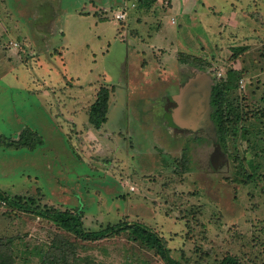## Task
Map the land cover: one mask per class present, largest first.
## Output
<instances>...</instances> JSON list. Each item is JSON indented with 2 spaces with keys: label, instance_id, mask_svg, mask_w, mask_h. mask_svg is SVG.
Segmentation results:
<instances>
[{
  "label": "rangeland",
  "instance_id": "374dc122",
  "mask_svg": "<svg viewBox=\"0 0 264 264\" xmlns=\"http://www.w3.org/2000/svg\"><path fill=\"white\" fill-rule=\"evenodd\" d=\"M145 5L0 0V136L28 128L43 140L33 148L0 140V188L82 208L89 229L143 223L190 264L202 251L208 264L228 252L241 264H264V0H196L186 14L168 10L169 0ZM121 8L125 19L116 17ZM158 20L165 48L198 54H181V68H150L134 53L160 34ZM196 68L205 71L182 80ZM221 78L240 117L226 147L212 118L211 89ZM102 84L111 89L110 109L98 130L88 111ZM55 257L167 264L130 231L84 239L0 199V260Z\"/></svg>",
  "mask_w": 264,
  "mask_h": 264
},
{
  "label": "trees",
  "instance_id": "16d2710c",
  "mask_svg": "<svg viewBox=\"0 0 264 264\" xmlns=\"http://www.w3.org/2000/svg\"><path fill=\"white\" fill-rule=\"evenodd\" d=\"M146 1L147 0H141V2ZM186 57L189 58L190 56ZM181 60L183 59L181 58ZM201 67L204 68V66ZM230 73L238 74L239 71L237 69H231ZM230 89V81L227 80V78H221L214 85L211 95V103L214 107L212 118L216 123L220 141L225 147L227 144L229 131L238 130L236 123L240 118L239 112L236 111V107H233V104L230 100ZM110 94L111 89L108 88L106 84H102L97 92L95 101L89 108V119L96 128L101 127L102 124L107 121V114L110 106ZM0 140L15 147L27 145L33 148L37 144L43 143V140L41 136L38 135V132L28 128L24 129L18 138L7 139L0 136ZM253 177H255V174L251 173L247 177H244L242 182L247 183ZM0 199L14 209H19L21 211H31L44 218H47L58 226L71 231L81 238L100 239L111 235L121 234L123 231H130L136 239L143 241L149 247L155 249L167 264L191 263V259L188 257L185 261L175 258L171 254V249L167 245L165 238L157 231L147 225H144L143 223L129 222V220H120L116 223H108L105 227L100 229H89L84 224V212L82 208L61 209L47 203L41 204L38 202V198L34 196H25L18 193L11 195L1 188ZM206 254L207 253L205 251H202L200 256L194 260V264H208ZM0 264H13V262L12 260L2 259L0 260ZM41 264H62V259L56 257L49 259L44 258ZM216 264H241V262L236 255L228 252L224 257L218 259Z\"/></svg>",
  "mask_w": 264,
  "mask_h": 264
},
{
  "label": "crops",
  "instance_id": "0c3cea01",
  "mask_svg": "<svg viewBox=\"0 0 264 264\" xmlns=\"http://www.w3.org/2000/svg\"><path fill=\"white\" fill-rule=\"evenodd\" d=\"M143 3L147 4L145 6L150 7V5L152 4V0H147L146 2H143ZM195 5H196V0H169L168 10L170 9V11L172 13H174V14H186L189 11H191L192 8H194ZM158 22H159V24H158V27H156L157 28L156 31L158 33H160V34H158L157 36L156 35L152 36V37H150V39L144 40L142 45L138 46L136 51H134L135 54H138V59H139L138 61L139 62L142 61V60H144V61L147 60L148 61L147 67H150V68L154 67L155 65L160 68V66H164V62L165 63L169 62L170 65H173L176 68H181V67H179V62H180V58H181L180 55L181 54H183L184 56H191V55L192 56H197L198 55L197 53L192 52L191 50L182 47V46H184L182 44L176 45V47H174V48H168V49L165 48L164 44L162 43L161 30L159 31L161 23H160L159 20H158ZM173 22H175V19H173ZM156 31L154 32L155 34H157ZM134 35L136 36V35H139V34L137 33V34H134ZM45 39H46V36H45ZM149 55H151L150 58H149ZM156 55H159V56L157 57ZM182 63H184V62H182ZM167 66H169L168 63H167ZM144 68H142V69H144ZM150 68L149 69H147V68L144 69L145 73H146L145 75H150V73H152V70ZM144 70H142V71L144 72ZM196 70L205 71V70H200V69H197V68L193 69V70H191L190 73L188 72L187 74L182 75L181 76V77H183L182 80L184 81V79H187V78H190L191 76H193L194 73L197 72ZM164 71H165V69H164ZM166 73H169V69L166 71ZM109 109H110V106H109ZM108 113H109V110H108ZM108 117L109 116L107 114V121H108ZM90 124L93 125L92 123H90ZM145 125L146 124H143L142 129L146 128ZM93 127H95V126L93 125ZM100 128L101 127L97 128V129L99 130ZM117 130L126 131L125 129H121L119 127L117 129H115V131H117ZM151 130H153V129H151ZM133 131H134V129H133ZM99 133L101 134L100 131H99ZM189 133H190V131L187 130L183 134H189ZM109 134L111 135V131L107 132V134H106L107 137L109 136ZM126 134H127V132H126ZM101 141L104 142V140L102 139V135H101ZM169 144H172V142L168 143V145ZM95 148H99V145L97 147H95Z\"/></svg>",
  "mask_w": 264,
  "mask_h": 264
},
{
  "label": "built area",
  "instance_id": "2783aa9c",
  "mask_svg": "<svg viewBox=\"0 0 264 264\" xmlns=\"http://www.w3.org/2000/svg\"><path fill=\"white\" fill-rule=\"evenodd\" d=\"M116 17L118 19H125L127 17V11H126V9L121 8L119 11H117Z\"/></svg>",
  "mask_w": 264,
  "mask_h": 264
},
{
  "label": "water",
  "instance_id": "95a60500",
  "mask_svg": "<svg viewBox=\"0 0 264 264\" xmlns=\"http://www.w3.org/2000/svg\"><path fill=\"white\" fill-rule=\"evenodd\" d=\"M205 73V72H204ZM205 74H207V73H205ZM208 77H210L209 75H208ZM211 95H212V89H211Z\"/></svg>",
  "mask_w": 264,
  "mask_h": 264
}]
</instances>
